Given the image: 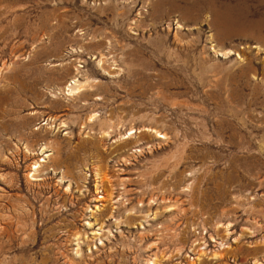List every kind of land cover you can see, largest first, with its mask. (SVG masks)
Segmentation results:
<instances>
[{
	"label": "rangeland",
	"instance_id": "1",
	"mask_svg": "<svg viewBox=\"0 0 264 264\" xmlns=\"http://www.w3.org/2000/svg\"><path fill=\"white\" fill-rule=\"evenodd\" d=\"M0 264H264V0H0Z\"/></svg>",
	"mask_w": 264,
	"mask_h": 264
},
{
	"label": "bare ground",
	"instance_id": "2",
	"mask_svg": "<svg viewBox=\"0 0 264 264\" xmlns=\"http://www.w3.org/2000/svg\"><path fill=\"white\" fill-rule=\"evenodd\" d=\"M69 86L70 88L68 89V93L70 95H74L81 91L83 85H81V83L78 80H74L71 82Z\"/></svg>",
	"mask_w": 264,
	"mask_h": 264
}]
</instances>
